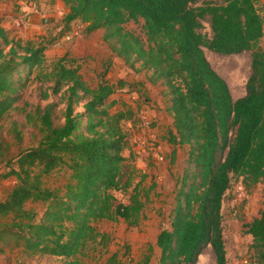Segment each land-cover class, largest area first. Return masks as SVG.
Masks as SVG:
<instances>
[{"label": "trees", "instance_id": "1", "mask_svg": "<svg viewBox=\"0 0 264 264\" xmlns=\"http://www.w3.org/2000/svg\"><path fill=\"white\" fill-rule=\"evenodd\" d=\"M69 7L64 29L79 20L86 35L102 30L113 53L132 67L151 71L160 84L172 116L167 140L188 146L187 165L177 178L170 224L156 237V264H197L202 250L213 246L217 264H229L224 231L226 193L240 181L250 189L264 182V13L261 0H64ZM201 2V3H199ZM210 15L211 33L202 31ZM143 19L141 35L125 27ZM54 40L23 38L0 22V121L21 99L32 78L44 99L60 94L63 120L56 122V100L26 112L39 142L23 149L6 165L0 179L15 176L0 200V253L21 247L31 257L89 264L92 252L108 249L110 233L103 220L124 219L138 225L146 217L150 189L144 177L124 179L128 133L123 121L128 107L113 110L110 99L118 83L88 80L75 57L65 53L45 68L46 50ZM205 47L231 54L250 50L251 73L246 93L234 98L227 80L213 67ZM35 74V75H34ZM159 86V85H158ZM160 87V88H161ZM21 135V131L15 125ZM174 147V154H175ZM57 174L55 180L48 177ZM145 184V183H144ZM128 194L120 199L117 191ZM252 235L256 264H264V197L259 214L243 223ZM143 263L150 264L152 246ZM118 251L108 262H118Z\"/></svg>", "mask_w": 264, "mask_h": 264}, {"label": "rangeland", "instance_id": "2", "mask_svg": "<svg viewBox=\"0 0 264 264\" xmlns=\"http://www.w3.org/2000/svg\"><path fill=\"white\" fill-rule=\"evenodd\" d=\"M40 3L51 5L58 3L63 12L59 16H53L45 10L42 11L39 22L45 24L47 30L25 38L43 37L45 41L54 40L46 50L45 68H50L53 62L68 50L69 62L71 57H75L81 64L82 72L93 84L98 82L105 70H107L106 78L111 82L118 83L119 79L125 80V85L117 84V90L110 98L116 101L113 106L114 111L128 107L135 111L133 118L123 121L128 133V144L124 150L128 159L125 162L123 177L126 179L128 175H132L133 183L130 187L142 177L146 188L154 185L150 189L149 201L145 209L146 217L135 226L128 225L122 218L118 221H101L99 228L111 235L108 249L104 250L101 256L99 252H92L85 259L89 264H111L107 260L108 257L118 251L116 264H144L143 259L149 253L151 245L153 250L150 264H156L160 253L156 237L163 227L170 224V212L175 203L176 182L187 165L188 152V146H174L167 140V132L172 126L173 119L165 110L167 102L160 92L162 87L149 81L151 71L142 69L140 62H136V67H132L113 53L102 41V30L86 36L83 32V24L76 20L72 22L71 29L79 27L81 34L66 40L65 35L70 29H64L63 17L69 7L64 0H37L36 6ZM259 7L264 13V0L259 2ZM44 13L48 16L44 17ZM23 18L28 19L27 16ZM143 21V19L138 22L132 20L127 22L125 27L144 35ZM203 25L201 30L211 33L210 15L203 19ZM262 44L264 47V36ZM205 53L213 67L227 80L229 87L231 86L233 97L244 95L246 81L251 73V51L224 54L205 47ZM40 85L39 81L32 78L22 89L21 99L16 106L0 121V172L8 169L6 165L11 161L15 163L23 149L39 142L38 130L26 122L28 110L37 104L44 106L47 102L56 100L58 102L56 122L60 123L63 120L65 102L61 101L60 94H52L44 99ZM237 86L239 89L236 88ZM15 125L21 131V135ZM56 178L57 174H52L48 177V181ZM15 181L16 177L13 175L0 179V200L7 197ZM240 183L235 180L234 185L227 191L223 204L228 263L241 264L249 261L251 264H256L252 235L244 231L243 223L259 214L264 197V182L250 189L240 188ZM117 196L125 201L128 200V194L122 190L117 191ZM202 251L197 264H217L211 244ZM39 261L59 262L54 257H31L18 246H8L0 253V264H28Z\"/></svg>", "mask_w": 264, "mask_h": 264}, {"label": "crops", "instance_id": "3", "mask_svg": "<svg viewBox=\"0 0 264 264\" xmlns=\"http://www.w3.org/2000/svg\"><path fill=\"white\" fill-rule=\"evenodd\" d=\"M33 3L34 2L32 0H0V22L1 24L5 28L10 30L12 34L25 38V36L29 37L33 35L34 33H39V32L47 30L45 27V24H41L39 22L40 16H42L41 15L42 11L45 10L50 15H53V16L54 15L59 16L63 12L62 9L59 7L58 3L54 5H51L49 3L48 4L40 3V4H37V6L36 4L34 5ZM25 16L28 17L27 20H24L23 17ZM50 19H53V18H50ZM94 33H91L89 35L85 34V35L90 36ZM102 41L104 42L103 39ZM67 52L68 50H65L64 54Z\"/></svg>", "mask_w": 264, "mask_h": 264}, {"label": "built area", "instance_id": "4", "mask_svg": "<svg viewBox=\"0 0 264 264\" xmlns=\"http://www.w3.org/2000/svg\"><path fill=\"white\" fill-rule=\"evenodd\" d=\"M34 3V5L36 4V2H37V0H32ZM48 15H47V13H44V17H47ZM81 34V29H79V27H73L72 29H70L67 33H66V35H65V39L66 40H71V39H73L74 37H76V36H78V35H80ZM239 187L240 188H244V185L242 184V183H240L239 184ZM241 264H251V262H249V261H245V262H243V263H241Z\"/></svg>", "mask_w": 264, "mask_h": 264}, {"label": "bare ground", "instance_id": "5", "mask_svg": "<svg viewBox=\"0 0 264 264\" xmlns=\"http://www.w3.org/2000/svg\"><path fill=\"white\" fill-rule=\"evenodd\" d=\"M230 87H231V86H230ZM236 88H237V89H239V87H238V86H237Z\"/></svg>", "mask_w": 264, "mask_h": 264}]
</instances>
